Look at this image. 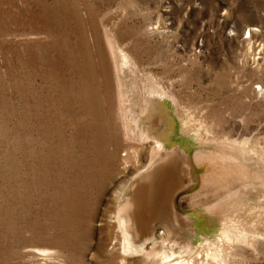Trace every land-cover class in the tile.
<instances>
[{
  "label": "rangeland",
  "instance_id": "374dc122",
  "mask_svg": "<svg viewBox=\"0 0 264 264\" xmlns=\"http://www.w3.org/2000/svg\"><path fill=\"white\" fill-rule=\"evenodd\" d=\"M108 35L136 63L127 83L150 78L174 96L154 104L165 120L151 131L166 149L193 160L189 112L219 132L204 149L240 155L225 143L232 134L264 154V0H0V264H146L121 253L113 222L119 191L147 157L137 143L125 156ZM204 172L213 176L201 186ZM208 172L195 166L198 182L175 194L195 232L184 260L217 264L205 256L216 244L226 264H264L262 240L238 250L218 242L235 210L241 230L264 236V190L236 205L224 196L216 209L207 193L193 206L207 180L235 184L225 169ZM154 236L168 239L160 227Z\"/></svg>",
  "mask_w": 264,
  "mask_h": 264
},
{
  "label": "bare ground",
  "instance_id": "6f19581e",
  "mask_svg": "<svg viewBox=\"0 0 264 264\" xmlns=\"http://www.w3.org/2000/svg\"><path fill=\"white\" fill-rule=\"evenodd\" d=\"M106 40L117 86L119 120L121 121L124 141L128 143L125 156L129 154L130 150H135L134 146L129 143H137L141 145L140 155L144 154L147 157L146 163L129 178L117 196L113 222L118 233L121 253L141 256L146 264H187L188 261H185L184 257L191 255L195 250L190 244V239L195 235V232L191 226L192 219L187 214L181 213L175 205V194L188 190L198 182V178L194 174L195 166L201 167L207 164L208 172L209 166L212 164L214 168L225 169L228 177L233 179L235 184H231V188L224 191L220 184L223 179L222 174L207 180L208 192L205 189L206 191H199L190 197L189 200L193 201V206L201 204L202 198L206 197L207 193H210L211 202L215 203L214 209L217 208L216 203H221L220 198L224 196H227L224 198L225 200L228 199L234 205L242 203L243 195L241 194L246 193V190H259V188L264 190V173L257 168L256 171L255 169L253 171L248 169V164L251 165L252 162L264 169V154H258L248 147V141L243 139L244 137H241L243 140H239L232 134H227L225 143L232 150L238 149L240 155L204 149L209 141V143L213 142V136L219 132L203 126L201 123L198 126L195 125L197 120L189 112L184 113L182 127L185 132L198 141L199 148L194 152L193 160L182 147L166 149L158 134L151 131L153 128L160 130L165 120V116L156 115L154 104L163 99H169L176 103L174 96L150 78H146L142 85L133 79L132 82L127 83L125 71L128 70L131 75L135 76L138 73L136 63L121 50L110 35L107 36ZM125 111H127V115ZM146 115H148L147 118H145ZM145 146L149 147L146 148ZM139 151L135 152L139 154ZM234 169H237L239 176L236 175L237 172ZM207 176L213 175L209 172L205 173L201 178V186L205 182L203 177L207 178ZM127 188L129 190H126ZM231 190L236 191L231 193ZM246 194L250 195V192ZM256 197L258 198L257 194ZM259 210L260 220H263L264 207ZM239 214V211L236 210L230 214L224 213L223 229L218 242L224 243L229 249H235L239 246L252 248V242L249 243V239L251 241H264L262 234H249L238 227L243 221ZM157 227H160L162 232L167 234L168 239L162 237L158 240L154 236ZM170 237L175 239H170ZM212 247H214L212 253L205 251L206 259L217 264H226L221 248L216 244H213ZM227 257L229 258L231 255H227L226 259Z\"/></svg>",
  "mask_w": 264,
  "mask_h": 264
}]
</instances>
